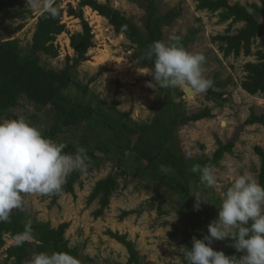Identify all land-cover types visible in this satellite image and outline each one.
Wrapping results in <instances>:
<instances>
[{"label": "rangeland", "instance_id": "obj_1", "mask_svg": "<svg viewBox=\"0 0 264 264\" xmlns=\"http://www.w3.org/2000/svg\"><path fill=\"white\" fill-rule=\"evenodd\" d=\"M82 1L56 0L62 5V24L66 29L53 41L58 55L41 52L39 56L45 69L63 70L67 58L75 56L71 37L82 31L79 16L83 15L92 28L95 47L87 54L89 60L74 71L72 83L62 93L74 103L91 106L94 113L90 120L64 129L54 141L73 146L75 152L77 147L85 148L88 168L77 181L74 196L64 194L52 203L46 194L24 195L25 219L31 223H50L53 228L68 223L65 238L69 247L77 250L79 264L128 263L127 249L110 237V231L125 235L134 243L139 264H173L170 260L181 257L179 248L185 246V240L192 242L195 236L186 221L185 209L212 214L216 220L234 175L250 173L260 184L261 160L255 148L264 150L261 125L246 127L238 137L233 154H226L218 166L212 167L217 177L215 186L209 188L200 179L192 180L190 171L193 162L217 151V140L226 144L232 138L234 122L223 117L224 113H229L228 100L243 105L242 119L252 110L257 115L264 112V94L250 96L242 89L248 75L245 65L256 64L257 53H264V36L253 42L251 56L242 52L239 56L225 57L223 44L216 37L229 35V32L236 35L244 27L243 22H235L233 18L223 21L226 10L199 9V0H152L163 23L166 16L173 14L171 24L162 28V41L170 42L171 37L180 36L185 49L203 54L206 58L204 76L212 79L214 86L194 95L179 88H151L147 86L148 82L155 83L147 74L151 70L140 66L138 61L137 55L142 52L126 37L116 34L106 19L97 22L92 13H88L90 7L81 8ZM98 1L109 3L144 31L145 0ZM228 2L258 14L264 23V15L254 8L257 6L263 11L264 0ZM41 14L28 8L27 0H19L17 7L0 19V43L18 41L22 55L30 54ZM102 67L107 71L101 72ZM20 103L2 120L23 117L41 132L49 129L54 115L51 108H38L24 95ZM205 108L211 109L215 118L193 120ZM116 133L121 136L120 141L116 140ZM100 143L99 147L106 146L104 156L98 154ZM161 165L171 170L161 172ZM107 177H114L118 186L104 214L96 217L99 202L89 204L88 199L96 183ZM180 177L189 181L188 195L177 188ZM197 194L207 201L199 211L194 209ZM19 211L14 209L13 213ZM124 213L129 215L123 216ZM4 240L0 264H5L6 250L18 244L16 237L10 235H5ZM231 244V239H225L214 241L212 247L225 253L234 249ZM236 255L241 254L236 252Z\"/></svg>", "mask_w": 264, "mask_h": 264}, {"label": "trees", "instance_id": "obj_2", "mask_svg": "<svg viewBox=\"0 0 264 264\" xmlns=\"http://www.w3.org/2000/svg\"><path fill=\"white\" fill-rule=\"evenodd\" d=\"M132 2H141V0H129ZM19 0H0V19L3 18L9 11L15 9ZM199 9L210 10L212 12L221 9L226 10L222 15L223 21H228L231 18L235 22H243L244 27L238 31L236 35H226L216 37L223 46L222 50L225 57L231 55L239 56L244 52L245 56L252 55V44L259 38L264 36V23L258 14L250 13L241 5H230L228 0H199ZM56 4L60 5L59 2ZM143 4V3H142ZM146 19L144 31L140 30L128 18H126L119 10L112 7L109 3H101L98 0H84L80 3L81 8L90 7L97 12L101 17L106 19L113 27L118 35L126 37L132 45L136 46L138 51L142 52L137 55L140 66L151 70L153 61L148 59L146 52L149 45L154 41H162L164 25H169L172 22V15L165 17V23L157 16V7L152 0H145ZM256 11L264 15V10H259L254 6ZM74 12V11H72ZM76 14V13H75ZM64 11L59 8V14L56 18L41 14L38 19L37 29L33 36V43L30 54L23 56L22 49L18 41H7L0 43V120L10 110L20 106V97L24 95L27 100L34 103L38 108H51L53 110V123L49 129L43 131L45 137L51 138L53 141L64 130L78 126L80 123L88 121L93 116V108L89 105L83 106L74 103L72 98L63 94L62 90L68 87L73 81L74 71L84 62L89 60L88 52L95 47L94 35L89 23L84 20L83 15L79 18L82 20V31L76 32L71 37V47L75 52L73 58L68 57L66 66L63 70L55 71L45 69L41 65L39 53H46L56 57L58 52L55 50L53 41L55 37L62 34L66 27L62 24ZM258 62L248 63L245 65V70L248 73L246 81L242 83V89L250 96L264 94V53H257ZM107 71V68L102 67L101 72ZM158 86V85H157ZM77 87H80L77 85ZM87 93V90H84ZM229 113H224L223 117L234 122V133L231 139L226 144L217 140L218 149L210 157H205L203 160H197L192 163V166L199 164L201 166L210 165L218 166L222 158L228 154H233L236 142L240 133L248 126L261 125L264 127V112L262 114H251L242 119L243 105L236 101H227ZM215 118L211 109L205 108L193 120L199 121L204 119ZM116 140L120 141L121 136L116 133ZM98 145V154L103 156L106 153V146ZM104 146V147H103ZM66 153H75L73 146H67L64 149ZM256 154L261 160L259 181L264 185V150L255 148ZM95 154V153H94ZM107 154V153H106ZM192 168V167H191ZM82 173L73 171L66 179L62 188V193L47 194L45 197L50 199L52 203H56L62 195H75V185L81 178ZM192 180L200 179L199 174H194L190 171ZM177 188L188 195L189 181L185 177H180ZM118 186V181L114 177H107L96 183L88 203L92 204L95 201L99 202L100 208L96 211L95 216L101 217L110 204V200ZM186 221L194 230V235L198 239H202L208 235V225L214 221V216L209 213H196L192 209H185ZM129 213H124L123 216H128ZM27 220L23 210L17 213H11L10 222L0 223V252L5 246V235L16 237L25 229ZM33 242L27 241L23 244L10 246L6 250L5 264H28L34 253L53 251L69 252L78 259L76 249L69 247V243L65 238V233L69 227L68 223L59 225L53 228L50 223H31ZM112 239L124 245L129 254L127 264H139V253L135 248L134 243L127 240L125 235L109 232ZM185 246L191 247V241L185 240ZM226 255H236L234 249H228ZM238 256V255H237Z\"/></svg>", "mask_w": 264, "mask_h": 264}, {"label": "clouds", "instance_id": "obj_3", "mask_svg": "<svg viewBox=\"0 0 264 264\" xmlns=\"http://www.w3.org/2000/svg\"><path fill=\"white\" fill-rule=\"evenodd\" d=\"M61 6L56 0H27L28 8L51 18L58 16ZM146 56L153 61L147 74L155 81L148 82V87L179 88L194 95L214 86V81L204 76L205 56L185 49L180 36L171 37L170 42L154 41ZM65 147L45 137L23 117L0 120V223L10 222L14 209L22 210L24 195H59L73 171H87L86 149L77 147L73 154L64 152ZM160 170L166 173L171 169L161 165ZM191 171L199 174L206 187L216 185L212 166L195 164ZM194 197V209L199 211L207 201L199 194ZM32 238L29 220L16 240L23 244ZM225 239H231V247L241 255L228 256L213 249L214 241ZM179 252L181 257L170 260L173 264L177 260L181 264H264V185L250 173L234 175L218 208V218L208 225V235L202 239L194 236L191 247L182 246ZM28 264H79V261L69 252L53 251L34 253Z\"/></svg>", "mask_w": 264, "mask_h": 264}, {"label": "bare ground", "instance_id": "obj_4", "mask_svg": "<svg viewBox=\"0 0 264 264\" xmlns=\"http://www.w3.org/2000/svg\"><path fill=\"white\" fill-rule=\"evenodd\" d=\"M88 9V13H92V16H94L93 18L97 20V22H101V20H104L103 17H101L97 12L93 11L91 8H87ZM64 33V32H63ZM62 33V34H63ZM60 35V34H59ZM71 49V48H70ZM72 50V49H71ZM102 56V54H101ZM100 60V59H99ZM98 61V59H97ZM102 61V60H101Z\"/></svg>", "mask_w": 264, "mask_h": 264}, {"label": "water", "instance_id": "obj_5", "mask_svg": "<svg viewBox=\"0 0 264 264\" xmlns=\"http://www.w3.org/2000/svg\"><path fill=\"white\" fill-rule=\"evenodd\" d=\"M234 3H231V5H233Z\"/></svg>", "mask_w": 264, "mask_h": 264}]
</instances>
